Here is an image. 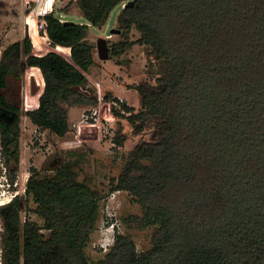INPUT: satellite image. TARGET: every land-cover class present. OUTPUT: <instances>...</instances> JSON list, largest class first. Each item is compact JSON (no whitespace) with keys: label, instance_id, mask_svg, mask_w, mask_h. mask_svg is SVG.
I'll use <instances>...</instances> for the list:
<instances>
[{"label":"trees","instance_id":"16d2710c","mask_svg":"<svg viewBox=\"0 0 264 264\" xmlns=\"http://www.w3.org/2000/svg\"><path fill=\"white\" fill-rule=\"evenodd\" d=\"M134 1L128 7L124 0H76L86 24L62 22L66 8L47 13L51 46L69 49L70 58L57 50L33 55L28 38L4 47L0 148L16 173L23 117L62 138L70 131V108L99 106L87 77L96 65L88 33L122 6L117 22L125 39L112 45L110 58L140 45L164 67L159 87H136L138 112L125 103L112 107L134 136L150 120L159 130V139L135 145L111 189L140 206L141 215L122 223L153 229L151 246L139 251L131 235L116 231L113 246L91 263L86 249L102 217V197L78 180L75 162L45 163L31 167L26 184L43 225L29 217L23 223L21 198L0 208L4 264H264V0ZM133 29L136 41L128 39ZM27 67L37 70L44 89L37 108L23 111L1 92ZM103 99L118 102L111 92ZM127 140L120 125L114 141Z\"/></svg>","mask_w":264,"mask_h":264},{"label":"rangeland","instance_id":"374dc122","mask_svg":"<svg viewBox=\"0 0 264 264\" xmlns=\"http://www.w3.org/2000/svg\"><path fill=\"white\" fill-rule=\"evenodd\" d=\"M75 1L56 0L54 9L60 11L66 8V14L60 15L63 20L76 24H86L87 21L81 15ZM21 3H25V1L0 0V48L16 42L22 37V39H30L33 55L42 56L57 50L63 56L70 58L69 49L62 47L55 49L51 46V41L44 33L45 26H42V17L37 18V12L40 11V8L35 3L31 4L30 7L24 9L20 16L18 8L21 7ZM121 7L113 10L105 26L91 27L88 33V39L95 47L96 65L87 74V77L90 86L101 92L102 99L99 106L91 110L80 107L70 108V131L62 138L38 129L27 117H23L21 123V162L17 175L18 190L21 193L19 197L24 203L22 216H27L43 225V221L33 213L35 204L25 197L31 167L41 169L45 163L47 166L56 167L63 161L75 162L78 180L89 184L102 197L100 203L102 217L86 249L91 263H97L104 257L106 252L101 247L109 246L114 242L113 230L121 234L131 235L139 251H146L150 248L153 232L151 228L139 231L123 225L124 218L131 215H141V208L130 194L122 191L111 192L113 181L118 178L135 145L143 141L152 142L159 139V130L155 122L150 120L145 133L134 136L131 125L112 113V107L119 109V106L104 100V95L111 92L116 98L123 99L126 105L133 107L138 112L141 109V103L136 87L146 83L155 85L164 75L162 64L150 58L146 48L140 45H135L121 57H113L108 61L99 59L97 52L99 39L108 40L110 54L112 45L125 39L120 32H114L119 31L117 17ZM28 19L32 34H30L26 24ZM139 37L140 33L136 29H133L128 35L130 41H136ZM29 68H26L22 79L11 78L9 88L1 92L12 104L19 106L23 111L37 108L39 97L44 89L43 82L37 75V70L33 72ZM33 80L41 88L36 95L32 94ZM99 115L102 119L100 128L97 127L99 138L81 140L79 127L96 123ZM120 125H122L123 133L128 136L124 146H118L114 141ZM54 172L46 170L42 174L50 175Z\"/></svg>","mask_w":264,"mask_h":264},{"label":"built area","instance_id":"2783aa9c","mask_svg":"<svg viewBox=\"0 0 264 264\" xmlns=\"http://www.w3.org/2000/svg\"><path fill=\"white\" fill-rule=\"evenodd\" d=\"M26 5L30 7L31 4H36L38 8H40V11L37 12V18L42 17V20L44 16L52 12L54 10V6L56 3V0H24ZM29 19L26 21V24L28 25V30L30 32V25L28 24ZM62 21V20H61ZM42 26H45V21H42ZM63 22V21H62ZM44 33L47 36L46 29L44 27ZM147 84V83H146ZM149 85V84H147ZM153 87H159V84L156 82L155 85H152ZM99 99L101 102V92L99 90ZM112 103L115 106H119V109H121V104L124 103L123 99H118L117 101H112ZM117 108V107H115ZM102 124L101 115H99V118L96 119V123H93L91 125H94L98 128H100V125ZM90 125V124H89ZM18 172L14 173L11 165L8 164L7 159L2 154L1 148H0V208L12 203L16 199L20 198L21 196L20 191L18 190ZM25 197L26 195V189H25ZM24 211V210H23ZM27 216H22L23 223L26 221ZM104 249L105 252L109 251L108 245H105L101 247ZM0 264H4L3 262V225L0 218Z\"/></svg>","mask_w":264,"mask_h":264},{"label":"water","instance_id":"95a60500","mask_svg":"<svg viewBox=\"0 0 264 264\" xmlns=\"http://www.w3.org/2000/svg\"><path fill=\"white\" fill-rule=\"evenodd\" d=\"M127 3L128 7H132L135 4L134 0H124ZM114 32H120V31H114ZM97 52L98 57L102 61H108L110 59V49H109V43L107 39H99L98 45H97ZM71 62V61H70ZM41 88L39 85L35 83V81H32V94L36 95L40 92ZM79 137L81 140H96L99 138L98 136V129L94 125H82L79 127Z\"/></svg>","mask_w":264,"mask_h":264},{"label":"crops","instance_id":"0c3cea01","mask_svg":"<svg viewBox=\"0 0 264 264\" xmlns=\"http://www.w3.org/2000/svg\"><path fill=\"white\" fill-rule=\"evenodd\" d=\"M27 5H26V3H21V7L20 8H18V10L20 11V16L22 15V13L24 12V9H27ZM61 16H62V14H61ZM60 16V17H61ZM63 22H66V21H68V20H63V19H61ZM20 40H23L22 39V37L20 38ZM4 49V46H2L1 48H0V60H1V53H2V50Z\"/></svg>","mask_w":264,"mask_h":264},{"label":"clouds","instance_id":"9594fccd","mask_svg":"<svg viewBox=\"0 0 264 264\" xmlns=\"http://www.w3.org/2000/svg\"><path fill=\"white\" fill-rule=\"evenodd\" d=\"M113 231H114L113 236H114V241H115V233H116V230H113ZM113 244H114V242L112 244H110L108 247L111 248L113 246Z\"/></svg>","mask_w":264,"mask_h":264},{"label":"bare ground","instance_id":"6f19581e","mask_svg":"<svg viewBox=\"0 0 264 264\" xmlns=\"http://www.w3.org/2000/svg\"><path fill=\"white\" fill-rule=\"evenodd\" d=\"M63 49H66V48H63ZM60 53V51H58Z\"/></svg>","mask_w":264,"mask_h":264}]
</instances>
